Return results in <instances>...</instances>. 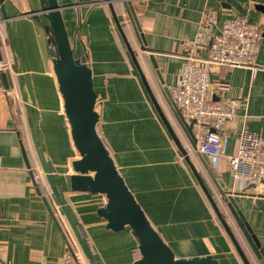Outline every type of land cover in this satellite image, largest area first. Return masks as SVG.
Here are the masks:
<instances>
[{
  "label": "crops",
  "instance_id": "obj_1",
  "mask_svg": "<svg viewBox=\"0 0 264 264\" xmlns=\"http://www.w3.org/2000/svg\"><path fill=\"white\" fill-rule=\"evenodd\" d=\"M58 1L65 6L62 14L74 55L86 56L93 71L98 132L154 227L177 256L213 254L222 264H244L153 103L108 3ZM139 1L147 51L142 50L132 25L123 21L127 17L121 5H115L130 46L164 116L188 149L239 242L245 248V241L250 248L251 263L260 264L191 148L163 90L177 82L188 45L206 13L216 12L220 20L241 16L259 27L261 68L254 72L249 67H208L214 100L236 108L234 121L217 132L213 129L224 140V155L215 166L229 189L241 186V179L232 174L229 156L237 154L244 131L264 139V11L259 9L264 0ZM16 5H7L10 18L0 23V264H59L70 248L84 256L85 264H92L42 169L38 148L54 167L59 193L98 264H133L139 258L138 240L130 227L122 231L106 227L98 214L105 195L71 190L72 163L80 154L54 72L52 44L44 27L48 22L42 15L26 14L39 9L38 4L35 8L25 1ZM196 53L205 55L201 48ZM152 54L163 84L146 62ZM22 145L38 183L27 167ZM263 188L264 177L234 197L264 247Z\"/></svg>",
  "mask_w": 264,
  "mask_h": 264
},
{
  "label": "water",
  "instance_id": "obj_2",
  "mask_svg": "<svg viewBox=\"0 0 264 264\" xmlns=\"http://www.w3.org/2000/svg\"><path fill=\"white\" fill-rule=\"evenodd\" d=\"M22 1L28 3L32 8H35V5L38 4L39 9H36V7L35 9L28 11L26 14H31L37 17L38 15H42L48 22L44 27L49 34V41L52 44L51 55L53 57L52 62L54 65V72L57 77L60 93L64 100L65 114L71 126L74 146L80 154V158L72 163L74 173L69 176L71 190L105 195L106 202L98 209V214L106 220V227L114 231H122L125 230L126 227H130L138 240L140 257L136 259L133 264H222L213 254L187 257L177 256L170 245L154 227L136 196L127 185L123 175L117 168L106 143L98 132L100 113L96 109L98 93L95 89L93 71L87 64L86 56L77 58L74 55V49L62 14L65 6L61 5L58 0H0V12L3 16L0 23L7 22L10 18V15L7 12V5L11 4L12 6H17L16 4ZM100 2L108 3L116 25L131 52L133 60L139 69L142 81L153 103L159 111L172 139L192 169V172L204 194L230 236L241 259L244 264H252L232 227L223 215L207 182L197 169L188 149L184 147L182 139L176 133L175 129L160 109V106L158 105L140 67L138 59L136 58V54L126 37L122 19L118 17L116 12V4L121 5L122 10L127 17L123 21L126 20L132 25L140 41L142 50H148L147 41L138 17V11H141V1L103 0ZM259 9L264 11V5H259ZM146 62L152 69L154 75H156L163 84L161 71L154 55H147ZM211 89L214 90L213 84L211 85ZM163 91L167 95L171 109L180 127L188 137L191 148L197 152L198 157L204 164L210 177L219 188L223 200L232 212L259 263L264 264V247L248 221L242 207L238 204L234 194H231L229 191L227 184L211 160L210 155L198 150L197 139L192 131V125L184 120L179 109H177V107L171 102L169 88L165 87ZM213 97L215 99V95H213ZM22 148L27 167L34 179V169L30 164L27 152L23 145ZM38 154L42 169L46 173V177L52 190L56 195L57 200L60 202L84 253L92 264H98L93 252L77 227L73 217L70 215V212L59 193L56 177L54 176V167H52V165L43 157L40 148H38Z\"/></svg>",
  "mask_w": 264,
  "mask_h": 264
},
{
  "label": "built area",
  "instance_id": "obj_3",
  "mask_svg": "<svg viewBox=\"0 0 264 264\" xmlns=\"http://www.w3.org/2000/svg\"><path fill=\"white\" fill-rule=\"evenodd\" d=\"M261 40L259 27L244 17L220 20L218 13H206L188 45L177 82L169 87L171 102L192 125L198 150L213 156L214 164L224 155V140L216 132L235 120L236 108L230 102L214 100L208 67H249L255 72L262 67L257 61ZM200 48L205 51L204 57L196 53ZM229 164L233 176L241 179V186L229 189L231 194L246 192L248 184H260L264 177L263 137L244 131L237 154L229 156ZM34 181H39L36 176ZM59 264H85V260L79 251L70 248Z\"/></svg>",
  "mask_w": 264,
  "mask_h": 264
},
{
  "label": "rangeland",
  "instance_id": "obj_4",
  "mask_svg": "<svg viewBox=\"0 0 264 264\" xmlns=\"http://www.w3.org/2000/svg\"><path fill=\"white\" fill-rule=\"evenodd\" d=\"M234 229H235V227H234ZM240 238L243 240V238H242L241 236H240ZM242 244L245 246L247 253L251 252V251H250V248L247 246V244H246L245 241H242ZM249 255H250V253H249ZM83 257H84V256H83ZM84 260L86 261L85 258H84Z\"/></svg>",
  "mask_w": 264,
  "mask_h": 264
},
{
  "label": "trees",
  "instance_id": "obj_5",
  "mask_svg": "<svg viewBox=\"0 0 264 264\" xmlns=\"http://www.w3.org/2000/svg\"><path fill=\"white\" fill-rule=\"evenodd\" d=\"M244 250H245V252H246V254H247V251H246V249L244 248ZM248 255V254H247ZM139 257H140V251H139ZM249 257V256H248Z\"/></svg>",
  "mask_w": 264,
  "mask_h": 264
}]
</instances>
